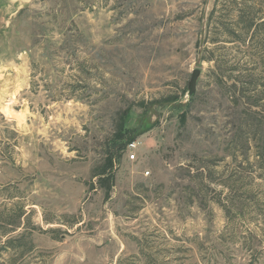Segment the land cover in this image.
I'll return each mask as SVG.
<instances>
[{
    "label": "rangeland",
    "instance_id": "374dc122",
    "mask_svg": "<svg viewBox=\"0 0 264 264\" xmlns=\"http://www.w3.org/2000/svg\"><path fill=\"white\" fill-rule=\"evenodd\" d=\"M241 1L0 0V264H264Z\"/></svg>",
    "mask_w": 264,
    "mask_h": 264
},
{
    "label": "trees",
    "instance_id": "16d2710c",
    "mask_svg": "<svg viewBox=\"0 0 264 264\" xmlns=\"http://www.w3.org/2000/svg\"><path fill=\"white\" fill-rule=\"evenodd\" d=\"M242 2V3H241ZM241 2L236 3V14H233V23H231V26H226L225 30L226 33L229 35L230 42H240L242 44L246 45L248 54V60L255 63V66L252 68V71L249 72V76L251 77L250 84L254 83V90L259 89L257 94V98L253 99L249 97L248 93H245L244 91H241L243 97L248 96L246 98L251 99V106H260L264 112V3H260L259 0H254L253 2L248 0H242ZM209 55L205 58L208 60H215L216 65H218V68H221V60L219 61V58H214L213 56V50H209ZM258 78L255 80L253 76L257 75ZM222 80L224 77H221ZM240 79H236V84ZM249 90V89H246ZM250 105V104H249ZM253 112H259V111H253ZM257 120V128L255 126L254 134L257 136L256 141L259 143L258 145V151L255 152L254 157L256 158V161L262 162L264 158V120H260V117L256 119ZM257 132L259 134H257ZM135 141V139L130 140L127 143V147L130 143ZM228 187H231V185L224 183ZM253 182L244 180V181H235L232 185L234 186H241L242 190L248 194V197L240 199L241 207H239V214H242L244 218H246L247 213H245V209L248 205H252L254 208L253 210L257 212V215L260 216V221L258 223L260 224L261 230H264V180L260 181L259 183H256L255 185L257 188L254 187ZM255 189H258L261 194L260 196H257L256 198L253 196H249V193L254 191ZM222 206L224 207L226 214L229 215L230 209H228V205L226 203H222ZM252 209V208H251ZM250 222V221H249ZM24 236H20L17 238H10L7 243L11 244L15 241L20 242Z\"/></svg>",
    "mask_w": 264,
    "mask_h": 264
},
{
    "label": "water",
    "instance_id": "95a60500",
    "mask_svg": "<svg viewBox=\"0 0 264 264\" xmlns=\"http://www.w3.org/2000/svg\"><path fill=\"white\" fill-rule=\"evenodd\" d=\"M201 69L200 68H195L192 71L191 78L188 83V97L191 99L194 94L196 93L197 90V83H198V78L200 76Z\"/></svg>",
    "mask_w": 264,
    "mask_h": 264
},
{
    "label": "built area",
    "instance_id": "2783aa9c",
    "mask_svg": "<svg viewBox=\"0 0 264 264\" xmlns=\"http://www.w3.org/2000/svg\"><path fill=\"white\" fill-rule=\"evenodd\" d=\"M131 147H135L136 146V142L134 141V142H132V143H130L129 144ZM135 154L133 153V154H131V158H135Z\"/></svg>",
    "mask_w": 264,
    "mask_h": 264
}]
</instances>
